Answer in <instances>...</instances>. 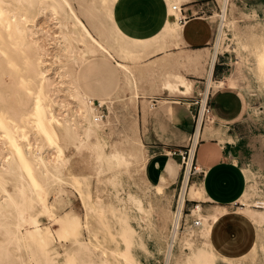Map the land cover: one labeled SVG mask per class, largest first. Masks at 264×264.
I'll return each mask as SVG.
<instances>
[{
	"label": "bare ground",
	"instance_id": "obj_1",
	"mask_svg": "<svg viewBox=\"0 0 264 264\" xmlns=\"http://www.w3.org/2000/svg\"><path fill=\"white\" fill-rule=\"evenodd\" d=\"M188 1L166 0L164 26L153 36L136 38L118 27L117 0H0V264H215L208 249L235 258L246 248L257 249L254 224L264 222V210L251 206L254 191L244 189L235 202L241 200L244 206L234 211L217 202L205 210L204 187L184 185L176 210L174 195L167 198L163 230L151 220L154 207L128 191V200L146 220L142 227L154 238L151 247L140 236L130 207L106 201L95 186V174L123 166L146 168L150 153L140 135V109L145 119L154 106L143 81L159 77L160 89L189 95L196 80L180 70L188 66L206 72L207 92L226 86L225 78L213 77L216 57L230 15L244 12L235 0H224L221 12L206 15L212 29L217 28L208 61L209 48L185 47L180 18ZM252 52L257 59L254 72L264 77V48L256 45ZM98 56L116 61L133 115L115 140L111 114L121 90L97 105L78 82L80 67ZM228 79L230 87L238 85L240 64ZM101 106L109 108L106 118L99 113ZM212 115L203 138L225 133ZM74 158L95 170H75ZM243 171L248 178L249 168ZM113 178L109 181L115 182ZM187 199L196 201L192 213L201 221L204 245L196 249L194 231L180 234ZM255 205L264 208V200ZM167 229L170 233L164 235ZM138 248L145 251V260Z\"/></svg>",
	"mask_w": 264,
	"mask_h": 264
},
{
	"label": "crops",
	"instance_id": "obj_2",
	"mask_svg": "<svg viewBox=\"0 0 264 264\" xmlns=\"http://www.w3.org/2000/svg\"><path fill=\"white\" fill-rule=\"evenodd\" d=\"M146 1L137 0L136 4L135 0H117L114 8L115 21L125 34L136 38H146L155 35L164 26L168 17L166 0H148V4ZM235 1L244 13L237 11L236 14L230 15L228 24L232 27L226 32L227 48L218 51L213 72V77H217V80L226 79V86L216 91L212 88L209 100L211 115L213 114L212 117L225 128V133L222 137L210 135L203 138L207 122L200 131L199 142L195 149V161L199 167L201 166L202 172L193 175L192 184L204 187L207 195L202 202L204 206H210L216 202L223 205L233 204L247 189L248 179L240 166V160L246 152L240 127L244 120L249 119L248 113L251 109L255 112L257 110L255 116H258V119H264V104L258 95V89L252 85V82L244 79V75H248L249 78L252 75H258L254 72L257 59L252 51L256 45L264 48V0ZM209 3L210 0H191L183 4L181 18L184 24V35L188 42L186 48H209L213 53L214 49L211 45L215 41L217 28L213 30L205 18L207 11H210ZM106 59L115 61L104 56L94 57L85 62L78 72L81 89L93 100L111 96L121 83L122 74L116 61V69L120 74L119 84H115L111 77L107 78L106 73L101 76L95 71V65ZM249 62H252L250 66ZM237 63L240 66L243 65V75L241 74L243 77L237 86L230 87L228 76L236 70ZM197 78H204V76L200 75ZM195 80L202 83V85H197L198 89L207 85V81ZM160 90L168 92V90ZM197 91L199 90L196 89ZM149 96L152 98L154 110L150 111L144 119L141 106L139 128L142 140L148 147L150 159L145 170L141 171L143 186H138L134 190L130 187L129 190L145 206L154 207L151 220L158 230H163L164 222L163 225L158 223V216L163 217V210L169 207L167 198L172 196L171 193L165 195V189H172L180 176L182 166L179 151L187 145L195 131L197 105L194 104V97L196 94L195 96L176 95L173 97L170 95L162 97L160 94ZM160 99H164L165 103L160 104ZM157 186H161L165 191L162 190V193L155 191ZM140 187L146 188L142 191L143 193L137 191ZM125 190L123 188L124 193H126ZM128 198L124 195L121 201L115 203H126L130 207L133 214L137 216L134 223L140 230V236L148 246L152 247L155 243L154 238L145 227H142L146 225V220L142 214L135 211V203L129 201ZM137 252L145 260V251L138 248Z\"/></svg>",
	"mask_w": 264,
	"mask_h": 264
},
{
	"label": "rangeland",
	"instance_id": "obj_3",
	"mask_svg": "<svg viewBox=\"0 0 264 264\" xmlns=\"http://www.w3.org/2000/svg\"><path fill=\"white\" fill-rule=\"evenodd\" d=\"M223 3L224 0H210L209 7L210 11H207V15H213L216 12H221L223 10ZM232 27L229 26V24L225 25L224 28V36L222 39L221 47L219 48V51H222L223 49L227 48V30ZM213 46V44L211 45ZM212 51V50H211ZM209 52V54L206 56V58L209 61V56L211 57L212 52ZM98 62V61H97ZM242 63V62H241ZM244 63V62H243ZM252 62H249V66ZM97 64V63H96ZM208 66V63H207ZM242 64L240 66L241 68V74L243 75L242 71ZM95 71L98 72V75H103V73H106V77L112 78L115 82V84H119L120 82V74L118 70L116 69L115 61L106 59L101 60L97 65H95ZM191 67H183L182 70L184 73H188L189 77L195 78L202 81H207L206 72L196 73L195 71L191 69ZM237 69V68H236ZM186 70V71H185ZM190 70V71H189ZM94 71V72H95ZM191 75V76H190ZM193 75H196L195 77H192ZM204 75V78H197V76ZM243 77V76H241ZM215 80L217 77H215ZM244 79H246L248 82H252V85L258 89V95H260L261 102L264 104V77L260 75H252L250 78L248 75H244ZM252 81H251V80ZM161 78H156L153 81L142 83L144 84L145 88L148 91V95H154V94H160L162 97H165L166 95L170 96H176L179 95L175 92H161ZM255 82V83H254ZM100 84V82H99ZM98 86V84L96 83ZM197 85H202L200 82H194V92L189 95H197L198 91L196 92V89H198ZM205 85V84H204ZM118 89L121 90V85L117 86ZM168 93V94H167ZM125 92L123 90L120 91V98L115 101L114 104V112L111 114V118L114 123L112 138L115 140L116 138L122 136L124 134V131L126 130V127H129L128 125L133 119V115L131 112L127 109V101ZM171 98V97H170ZM152 100V98H150ZM95 104L98 105V100L94 99ZM152 103V101H150ZM116 111V112H115ZM108 112V113H107ZM257 112V110H256ZM256 112L254 109H251L249 114V119L244 120L243 124L240 127L241 137L244 141L246 152L244 153L243 157L241 158L240 166L242 168H249L248 173V183H247V189L254 191L252 195L250 196V203L251 206L255 209L264 210L262 207H258L255 205V202L257 200H264V119H258V116L256 115ZM99 113L102 114L104 117L107 116L109 112V108L107 106H101L99 107ZM264 113V111H263ZM114 115V116H113ZM116 115V116H115ZM114 117V118H113ZM106 118V117H105ZM117 118V119H116ZM146 118V115H145ZM117 127V128H116ZM185 147H183L184 149ZM261 160H260V159ZM181 160V157H180ZM73 165L75 167V170L77 171H94L95 169H92L88 165H86L80 158H74ZM183 173H184V167L181 168L180 176L177 181V184H175L172 189H165V195L172 194L174 195V203L173 207L174 210L177 209V203L180 197V192L182 188V179H183ZM95 186H97L100 190V195L106 200L111 202H119L122 199V196L128 197V191L131 187L133 190L138 186H143V178H142V172L139 168L132 165L129 167L123 166L121 170L119 171H106L102 173L100 176L97 177V174H95ZM113 177H116L115 182L109 181V179H113ZM108 178V179H107ZM97 181V182H96ZM101 182V184L99 183ZM123 188H125V192L123 191ZM143 188V187H142ZM141 187L137 189V191L142 192L145 191L146 188L142 189ZM131 189V190H132ZM157 189V188H156ZM132 190V191H133ZM157 191V190H155ZM121 192V193H118ZM131 192V191H130ZM143 193V192H142ZM162 193V192H160ZM96 194V193H95ZM164 194V193H163ZM115 196V197H113ZM241 201V200H240ZM237 202L230 205H227L229 210L234 211L237 207L244 206V202ZM195 202L187 200L185 203V211L183 214V219L181 222V230L180 234L183 236L185 231H194L196 236L192 238L193 242V248L196 249L198 246H203L204 241L202 240L200 233H199V227H194L192 225L193 216L191 215V209L194 207ZM209 206L205 205L204 209L206 210ZM189 212V213H188ZM164 222L163 217L158 216V223ZM184 226V227H183ZM163 227V226H162ZM254 232L257 237V249L256 250H249L248 248L244 249L241 256L238 258H235L231 254H221L217 253L215 251H211L208 249L213 256L215 257V264H264V222H259L254 224ZM170 233V230H166L164 232V235H167ZM187 251L192 252L191 249H188ZM234 254V253H233Z\"/></svg>",
	"mask_w": 264,
	"mask_h": 264
},
{
	"label": "built area",
	"instance_id": "obj_4",
	"mask_svg": "<svg viewBox=\"0 0 264 264\" xmlns=\"http://www.w3.org/2000/svg\"><path fill=\"white\" fill-rule=\"evenodd\" d=\"M180 21L182 22V18H180ZM209 100H210V92H207V86L199 89L196 97H194V104L197 105V112H196V119H195V131L193 132V134H192L191 138L189 139V142L185 146V148L179 151V155L181 157V166H182V168L184 167V173H183V179H182V188L181 189H183L184 185H185L186 189H188L190 187V185L192 184L193 175H195V173H201L202 172L201 168H199L198 164L195 161V153H194V158L191 161L190 165H189V161H190V154H191V149L193 148V145L195 144L197 146V144L199 142L200 136H199V138L197 137V142L195 143L197 131L200 132L202 127L207 122L210 121L211 105H210ZM196 146H195V149H196ZM187 172H188V178L186 180ZM187 200L196 202V201L190 200V199H187ZM184 211H185V205L183 207V214H184ZM190 211H191V215H193V213H192L193 208ZM193 218L194 219L192 221V225L194 227H199V225L201 224L200 218H197L195 216H193ZM182 219H183V217L181 218V222H182ZM180 228H181V226H180Z\"/></svg>",
	"mask_w": 264,
	"mask_h": 264
}]
</instances>
